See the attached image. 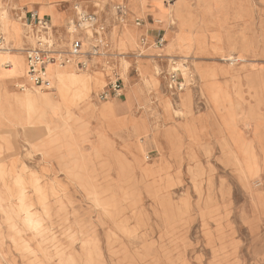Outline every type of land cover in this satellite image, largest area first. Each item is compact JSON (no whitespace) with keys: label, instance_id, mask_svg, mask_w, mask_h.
I'll return each instance as SVG.
<instances>
[{"label":"rangeland","instance_id":"rangeland-1","mask_svg":"<svg viewBox=\"0 0 264 264\" xmlns=\"http://www.w3.org/2000/svg\"><path fill=\"white\" fill-rule=\"evenodd\" d=\"M162 1L172 12L155 2V19L125 17L124 35L108 28L111 59L94 56L88 68L78 69L90 74L83 98L74 96L76 89L69 98L59 94L52 67L58 62L46 66L54 89L20 82L6 97L0 93V166H6L0 172V264H264V122L259 127L247 119L251 107L264 119V90L251 82L263 78L264 87V2ZM121 4L128 6L127 0ZM18 8L15 0H1L0 24L6 51L27 63L15 51L31 41ZM52 14L57 26L61 19ZM137 18L140 25L165 21L167 30L146 34V49L141 44L132 54ZM159 33L167 42L152 57L154 68L141 74L139 66V81L131 57L143 60ZM89 49L84 42L82 50ZM122 56L132 64L126 81ZM204 62L215 65L211 73L200 72ZM174 73L182 89L170 86ZM144 77L150 102L141 104L133 93ZM116 80L122 96L101 100ZM20 87L55 95L53 122L38 112L32 120L36 127L49 124L51 137L27 131L26 111L17 103L26 92ZM106 102L111 116L101 112ZM110 119L145 120L146 128L121 136ZM22 201L39 220L36 227L26 220Z\"/></svg>","mask_w":264,"mask_h":264},{"label":"built area","instance_id":"built-area-1","mask_svg":"<svg viewBox=\"0 0 264 264\" xmlns=\"http://www.w3.org/2000/svg\"><path fill=\"white\" fill-rule=\"evenodd\" d=\"M173 1V0H170ZM117 10L123 11V14L118 15L121 21H125L124 12L126 5H116ZM76 17L69 21L65 28L67 39L62 41V37L57 33L56 28L52 25L50 19L46 16H41L37 10H32L22 16L24 26L27 28L26 38H31L27 41L25 54L27 58V75L28 79L35 86L42 89H54L53 82L47 74V64L51 62H59L60 64H69L75 62L80 69H86L92 63V59L97 55H109L110 43L106 38L108 25L103 19L95 13H88L78 10L76 6ZM136 23L142 24V19L137 18ZM86 40H90V49L83 51L82 46ZM167 41L159 33L156 45L159 48L164 47ZM142 45L147 43L142 41ZM9 48L7 33L0 24V50ZM142 57L144 51L138 52ZM182 89L181 83L174 73L171 78V87ZM123 94L122 83L118 80L112 81L99 94L101 100H108L112 97H121Z\"/></svg>","mask_w":264,"mask_h":264},{"label":"crops","instance_id":"crops-1","mask_svg":"<svg viewBox=\"0 0 264 264\" xmlns=\"http://www.w3.org/2000/svg\"><path fill=\"white\" fill-rule=\"evenodd\" d=\"M75 1V2H74ZM108 0H15L16 6L19 7L18 10H20V12L23 10L24 15L32 10H37L41 16H46L50 19L51 23H52V16H53V12H56L59 16V18L61 19L60 24H58L57 26H53L56 28L57 33L60 32L65 34V39H67V35L65 33V28L66 26V22L68 19L72 18V17H76V5L79 4L83 9L87 10L88 12L91 13H95L98 14L97 12H101V16L103 18V20L106 22V24L108 25V23L110 25H108V27L111 26L113 30L112 33H118L121 35H124V30H123V24L126 23V21H121L118 17V15L123 14V11H119L116 9V5L121 4L122 2H124L123 0H111L110 3L107 2ZM53 2H62V7H57V8H52L51 7V3ZM74 2V5H73ZM96 2L100 3L103 8H99L96 5ZM113 2V4H112ZM128 6L126 5V10L124 12V16L127 19H131L133 17V15H147V16H151L152 19H155V11H158V6L155 4V0H127ZM64 5V6H63ZM114 25V26H113ZM116 25H121V26H116ZM66 26V27H65ZM116 26V27H115ZM136 27V26H135ZM132 27V32L134 34L137 35L136 39H134L136 41V44L132 43V48H130L128 51L129 53L134 54V49L137 47L139 48V46L142 44L141 42L144 41L146 42L147 37L146 34L148 35V33L153 32L155 30H167V25L166 22L163 21L161 23H148V25H140L139 28H135ZM144 35V36H143ZM138 39V41H137ZM87 42H89L90 44V40H86ZM85 41V42H86ZM128 45V44H127ZM154 47V45H153ZM158 48L159 47H154L153 51H150V53L146 54V57L143 60H138L136 59V57H134L132 55L131 60L133 62V68H135L136 70V76L137 79L140 81L141 78L138 74V70H139V66L141 68H151V66H153L154 68V64H153V59L152 57L158 53ZM213 50L211 49H207V52L212 53ZM166 53V51L164 52ZM193 54V53H192ZM113 55V54H112ZM158 55V54H157ZM199 57L205 58L207 56L208 59H206L205 61H210L213 59V57L207 53H198L195 54ZM100 56V55H97ZM215 56V55H213ZM197 58V57H196ZM14 61L19 64L21 63V59H14ZM149 61L151 63H149ZM9 61H6L5 63H8ZM215 65H213L212 62H204L201 63V65H199V69H201L200 72H209L211 73L212 68H214ZM156 67V65H155ZM10 68V64H5V69H9ZM149 75V72H148ZM132 79V77H130ZM253 80V81H252ZM256 78L252 77L251 78V82L254 83L252 84V86L257 85L258 87H262L264 90V87L262 86V80L257 82L255 81ZM23 83L26 84L27 86H31L34 85L33 83L30 82V80L28 79V75H27V68L26 71H24V74H20L18 72L16 73H5L4 75H0V93L2 94V96L6 97L8 90L7 88L10 89H15L17 88V84L18 83ZM135 83V82H134ZM20 90L22 91L23 88L20 87ZM259 90V89H258ZM123 92H124V88H123ZM256 96L258 98V101H260L261 98V93L258 91L256 92ZM111 100V99H109ZM107 101V100H106ZM250 111L248 112V117L247 119L250 120L251 123H249L250 125H256V126H262V124L260 122H264V119L256 112V109L254 107H251L249 109ZM255 120V121H252ZM264 127V125L262 126ZM91 139V138H90ZM96 144H97V140H96Z\"/></svg>","mask_w":264,"mask_h":264},{"label":"bare ground","instance_id":"bare-ground-1","mask_svg":"<svg viewBox=\"0 0 264 264\" xmlns=\"http://www.w3.org/2000/svg\"><path fill=\"white\" fill-rule=\"evenodd\" d=\"M0 2H1V0H0ZM155 2H157L158 5H160V7L164 6L163 8H165V9L167 8L168 10H170V12H172L171 5H168V4L164 5L162 0H157V1L155 0ZM262 2H264V0H262ZM261 10L262 11H261V16H260V20H261L260 23H262V26L264 28V9H261ZM15 51H20L22 53V55H24L26 58L25 49L15 50ZM121 54H123V53H120V55ZM18 58L21 59V63H19V64H17L14 61V59H18ZM18 58H12L10 56V52H7L6 49L0 50V75H4L5 73H16V72L20 73V72L26 71V68H28L27 63L24 61V59L22 57H18ZM120 58H121V60H122V58L125 59L126 67L125 68L123 67V69L125 70L124 76H125V81H126L129 79L132 64H131L130 60L127 59L126 57L122 56ZM6 61H9V62L5 63ZM26 61H27V58H26ZM58 63H56L55 66H52V67L55 70L54 73H55V76L57 78L58 86L60 87V93L59 94L64 96V97L69 98L70 97V91L76 89L74 96H81V98H83L84 97L83 95H85V92L87 95V93L90 91V88H89V86H90L89 85L90 74L88 73V71L82 70V71H84V73L79 74L78 69H80V68H78L76 66L75 62L69 63V64H58ZM5 64H10V68L8 70L5 69ZM185 68H187V66H185ZM140 73L144 74L143 68H141ZM98 80L100 82H102V80H100L99 78H98ZM152 81L155 84H157L159 82V80L157 78H153ZM148 82H150L149 79L148 78L146 79L144 77V82L141 83V87H139V84L134 85V93L133 94L137 97V99L140 101L141 104L146 99H147V101L150 102V99L148 97H146V93H147V91H149L148 85H147ZM23 90L26 92L22 97L19 98V102L17 101V103L20 105L21 110L24 109L26 111L25 119L29 122V125L27 126V131L28 132L29 131L36 132L37 137H39V138H43V137H47V136L51 137L50 131L52 129L49 126V124L42 123L41 124L42 126H37L38 127L37 128L32 120L35 116V113L38 112L42 119L49 117L50 120L53 122V120L51 119V116H50V109L59 106L58 100L55 98V95H53L51 92H41L40 94H38L32 88H28V87L23 88ZM9 93L12 94L11 91H9ZM144 93H145V97H144ZM74 96H72V97L75 98ZM142 98H144V99H142ZM60 110H62V108H60ZM101 112L104 116H111V114H112L111 103L106 102ZM109 125L113 126V128H115L116 131L121 136H124V135H126L127 130H131V129L135 132V134L140 133L139 131L146 128V121L142 120V122L137 123V122H134L132 119H125L122 121H116L114 119H110ZM12 129H14V128H12ZM66 132H67V137L70 138L69 144H70V146H72L73 141H71V134L67 130H66ZM123 132H125V133H123ZM128 136H129V134H128ZM49 139H50L49 141L51 143H54V139H52V138H49ZM242 147H243V144H242ZM244 147H245L246 151H248V145H244ZM74 150L76 151L75 146H74ZM5 169H6L5 164L0 166V172L1 173L5 172L4 171ZM18 181L20 184L23 183L22 181L17 179V182ZM21 203H23L22 208L26 210V220L28 221V223L32 227H36L39 224V220L35 219L34 214L32 212L28 211V206H26L23 201Z\"/></svg>","mask_w":264,"mask_h":264}]
</instances>
